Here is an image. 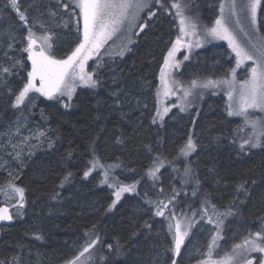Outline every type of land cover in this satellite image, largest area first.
Returning <instances> with one entry per match:
<instances>
[{"label": "trees", "instance_id": "obj_1", "mask_svg": "<svg viewBox=\"0 0 264 264\" xmlns=\"http://www.w3.org/2000/svg\"><path fill=\"white\" fill-rule=\"evenodd\" d=\"M149 1V5H169L175 0ZM218 1L181 3L187 5L184 12L189 17L201 20L206 16L212 20ZM18 3L28 24L36 20L44 23L43 29L39 25L32 28L36 35H54L57 59L66 58L79 44L77 16L70 17L62 5L58 17L48 16L55 8V0ZM260 7L258 32L264 38V0ZM5 30L16 35L9 55L22 58L24 64L19 75L7 77L8 87L18 92L29 64L26 53L20 52L24 47L21 39L28 28L8 0H0V32ZM176 32V20L170 11L147 8L124 55L106 59L94 75L99 86L77 89L67 102L68 108L36 94L26 100L20 111L11 106L14 96L0 85V137H17L10 134L13 123L18 131L24 122L25 127L37 128L33 134L20 136L25 145L16 162L7 152L8 143L0 140V165L9 167L0 166V188L12 183L24 189L23 208L18 204L17 209L10 210L13 221L1 231L0 262L11 264L17 258L19 264H65L77 255L79 244L82 249L97 240L89 250L88 264H171L173 258L178 264H196L208 259V244L217 232L215 225L208 223L210 215L217 219L211 207L207 214L202 211L206 197L217 212L231 207L235 213L223 218L211 259L217 257L220 246L221 254L230 253L233 245L264 231V147L240 152L238 134L236 144L232 143L235 130L242 124L239 118L225 114L222 96L208 94L189 112L173 110L161 121L152 122L158 73ZM7 42L6 38L0 41V49H6ZM218 45L223 52L228 51L223 42ZM215 60L209 59L203 65L195 58L191 63L199 74L207 67L217 70L229 66L228 59L219 65ZM3 63L7 65L8 61L4 59ZM113 92H119V104ZM40 129L45 135L37 140L35 135ZM190 133H194L196 150L188 157L180 156L179 150ZM157 158L163 166L155 177L147 175L154 161L159 163ZM94 160H98L95 166ZM186 166L200 181L197 196L192 195L195 179L181 184ZM11 171L17 175L12 177ZM244 182L248 185L247 195L236 191ZM131 185H135V190L123 192L116 200L114 193L121 186ZM173 195L175 199L169 203ZM19 199L11 192L0 194V205L17 204ZM113 200L116 204L109 209ZM161 201L168 206L163 207ZM158 207L166 209L163 216L155 214ZM194 213V226L181 245V253L173 257L165 251L172 246L174 236V227L172 233L168 232L169 218L177 214L191 219ZM199 217L202 220L197 225ZM203 238L208 241L206 248L195 250Z\"/></svg>", "mask_w": 264, "mask_h": 264}, {"label": "snow or ice", "instance_id": "obj_2", "mask_svg": "<svg viewBox=\"0 0 264 264\" xmlns=\"http://www.w3.org/2000/svg\"><path fill=\"white\" fill-rule=\"evenodd\" d=\"M157 3L160 0H156ZM9 5L12 9L16 10L19 20L24 22V26L28 28L27 35L21 39V43L24 40L27 41L26 46L20 49L21 53L27 54V59L31 62V70L27 72V79L23 83V86L18 92L14 91L11 87H8L7 77L13 75H19V69L24 67L23 60L16 59L14 56L9 55V50L14 49L16 44V35L10 30H5L0 32V41L7 39V48L0 49V85L7 88L9 96H14L11 101V106L17 108L22 106L27 99L30 98V93H39L41 96L47 97L49 100H56L63 104L65 108L70 106L69 103L65 102L64 98L67 97L68 101L72 100V94L76 89V83L79 81L80 84L85 85L89 88H96L99 86V81L94 78L93 73L86 72L84 65L93 53H99L100 49L104 47L105 42L123 26L128 25L130 27L135 26V22L141 11L148 7L146 0H55V8L48 12L50 18H56L60 14L59 9L61 5L63 10L68 12L69 16H77V24L79 20L83 21V39L76 46V48L67 55L64 59H57L54 51L53 44L55 42V37L51 33H46L43 36L37 37L32 31V28L39 25L40 28H44L45 25L42 21L36 20L33 24H28V17L24 12L20 11V5L18 0H8ZM261 4V0H246L241 7V11L250 13L251 23L255 24L257 8ZM187 5L181 3V0H175L172 7L177 10V16L180 17V32L182 36H190L195 34L197 24L190 18L183 15V9ZM221 13L223 14L225 8L230 9L229 15L227 17H219L215 21V26L206 30V35L213 39L227 40L228 45L232 52L235 53L236 66L239 67L245 61H252L253 66L250 69V75L246 80L239 82V86H236L235 74L236 68L231 69V80H212L208 79L206 81L193 80L188 87L180 86V90L183 92V98L187 99L193 94L195 89H208L215 88L220 84L228 85L231 89L228 91L227 95L229 98V103L227 107L228 116H238L243 118V124L239 126L234 133L233 144H236V135L243 132L246 128L251 130L247 132V138L241 137L238 144L240 152H245V149L250 151L251 149L264 147V118H251L250 110H259L264 112V44H251L250 48L242 45L237 37L234 35L233 31L230 30L229 24L232 17L237 15V5L235 0H232L231 5H225L221 3ZM79 9L77 13L75 10ZM44 14L41 13V16ZM237 25L241 23L239 19L235 21ZM66 26V25H65ZM143 28V25H140ZM79 31V28L77 29ZM243 31V29H241ZM40 41L39 50H36L37 42ZM183 46V41L181 36H178L172 47L169 49L167 55L164 58V66L161 69V82L164 88V94L175 95L173 85L177 82L173 81L171 84L166 78V69L170 67V60L175 56L178 48ZM199 47V41L196 44ZM191 47V45H187ZM126 48V46H125ZM119 55H124V50H121ZM6 59L8 64L5 65L3 60ZM99 59V57H98ZM185 60L189 57L185 56ZM103 66V65H101ZM173 67H179L178 63L171 65ZM37 78L39 84L37 86ZM115 80V78H113ZM160 92H157L159 97ZM112 96L116 98V103L119 104V92H113ZM181 111H185V108L181 106ZM169 109L165 107L163 112L160 111L159 106L157 107V112L153 117V123L157 122V119L162 120L164 114H167ZM43 132H39L36 135V139L39 140L40 137L44 136ZM194 133H190L186 143L180 148L179 155L188 157L192 152L196 150L197 145L193 141ZM27 139V138H25ZM53 145L49 142V147ZM94 151V149H93ZM20 154L17 153L16 158L19 159ZM159 160V158H157ZM94 166L98 164V160L93 161ZM163 166V161L159 160V163L154 161V167L148 170L147 175L155 177L156 173L159 172L160 168ZM176 170L175 168L173 169ZM91 171V169H89ZM89 172L86 171L84 176L87 177ZM71 176V173H69ZM68 176L65 177V180ZM195 177L192 175V170L190 167H185L183 170L181 184L190 183ZM255 184V181H253ZM195 187L193 188L192 195H199L200 181L195 179ZM247 182L241 183L236 187L238 193H244L247 195ZM135 190V185L131 186H121L114 195L116 200H119L123 192H132ZM9 192L19 196V207L23 208V198L24 189L17 187L15 184L9 183L6 188H0V194L7 195ZM163 192V190H161ZM175 193V189H173ZM175 199L173 195L169 203ZM116 200H113L112 206L116 204ZM163 207H167L163 201L160 202ZM203 214L208 213V208L211 207L213 214L217 217L213 220L210 215L208 218V223L214 224L217 232L213 233L212 240L208 244V259L200 262V264H234L235 257L228 255L227 253L220 260H212L211 256L213 250L216 248L218 241V233L221 224H223V218L230 215H235L232 208L229 207L225 212H217L215 205H210L207 197L202 201ZM163 207H159L155 213L157 216H163ZM196 213L193 214V218L188 219V223L183 227L182 230V218H178L173 214L169 218L168 232H173V227L175 229L173 236L172 246L165 249L166 252H171L173 257L181 253V245L184 244L185 237L189 235V229L194 226V217ZM12 216L8 215L7 208H0V220H11ZM176 220L175 225L171 223V220ZM42 237L37 236V239ZM97 244V240H92L83 247L82 251L77 254V256L65 262V264H81V257L85 253H89L90 249ZM112 248V245L108 246ZM241 251L252 252L259 251L264 252V231H258L253 234L252 238H246L242 243L233 245V252L239 253ZM0 264H9L8 261H2ZM11 264H19L17 258H13ZM171 264H178L175 258L172 259ZM248 264H252V261H248ZM264 264V262H262Z\"/></svg>", "mask_w": 264, "mask_h": 264}, {"label": "rangeland", "instance_id": "obj_3", "mask_svg": "<svg viewBox=\"0 0 264 264\" xmlns=\"http://www.w3.org/2000/svg\"><path fill=\"white\" fill-rule=\"evenodd\" d=\"M146 2L148 4L147 8L152 6L154 8V10H155V8H162L166 11L171 12V14L174 17V20H176V30H177L173 43L175 42V40L178 36H181L182 41H183V46H180L178 48L177 52L175 53V56L169 62L170 67L168 69H166V73H167L166 78L168 79L169 83L171 84L173 81L177 82V84L173 85L175 95H172V94L165 95L164 94V88H163V84L161 82V69L164 66V60H163V63L161 65V68H160V71H159L158 77H157L158 85H157V90L155 93V109H156L155 114L157 112L158 106H159V109L161 112H163V109L165 107H167L169 109L167 114H164V116H167L173 110H177L178 112L181 111L180 110L181 106H183L185 108V111L189 112V110H191L192 107H195L198 104H201L206 99L204 97L209 94L211 97H213V96L214 97H216V96H222L223 97L224 103L226 106V109H224V111H225V114L227 115V107H228V103H229V98H228L227 93H228V91L231 90L228 87V85L220 84L215 88L195 89V90H193V94L191 96H189L187 99L183 98V92L180 90V86L186 88L191 84V82L193 80H197V81H206L208 79L217 80V81H222L225 79L231 80L232 79L231 69H233V68H236L235 81H236L237 87L239 86V82L246 80L249 77L250 69L253 66L252 61H245L243 64H241L239 67H237L236 66L235 53H233L231 48L229 47L228 41L227 40H221V39H213L210 36L206 35V30L215 26V21L217 18L222 17V16L227 17L229 15L230 9L228 7L225 8V11L223 14L221 13V7H220L221 3L223 2L225 5H231L232 0H219L218 4L215 3L216 5H218V8H217V10L213 11V19L212 20H207L206 16L201 20H198L197 18L190 17L197 24L195 34L190 35V36H182L181 35L180 17L177 16V10L172 7V4L175 1H173V3H170L169 5H156V4L149 5L150 1L146 0ZM245 2H246V0H235V3L237 5V9H236L237 15L232 17L231 22L229 24V27H230V30L233 31L234 35L237 37V40L242 45L250 48L251 44H257L258 46L260 44H264V38L261 36V34H259L258 24H257V18H258V16H260L262 9L259 5L257 8L256 22H255V24H252L250 13L241 11L240 6ZM147 8H145L143 11H141L139 13L134 27H130L128 25L123 26L120 30H118L116 33H114L105 42L104 47H102L100 49L99 53H93V55L89 57V59L86 61L85 65H84V69L86 72H91V73H93V75H95L97 73V71L99 69H101L100 68L101 64L106 59H109L110 57L112 58V57L118 56L121 50H124L126 52V50H127L126 48L129 44L130 40L132 39V35L135 32V29L140 24L142 15L146 11ZM75 11L78 13L79 9H76ZM183 15L185 17H189L184 12V9H183ZM77 19H78V17H77ZM237 19H239L241 21V23L239 25H237L235 23V21ZM77 27L79 28V32L81 34V40H82L83 39V21H82V19L79 20V24H77ZM241 29H243V31H241ZM43 35H45V33L41 34V35H36V36L40 37ZM198 41H199V47L196 46ZM219 42H223V44L225 45V47L228 50L227 52H223V50L219 48V45H218ZM26 43H27V41L24 40V47L26 46ZM172 44H171L170 48L172 47ZM189 44L191 45L190 48L187 47V45H189ZM125 46H126V48H125ZM35 47H36V50L38 51L39 47H40V41L37 42V45ZM168 51H167V53H168ZM167 53H166V55H167ZM228 54L230 56L229 58H228ZM185 56H188L189 59L185 60L184 59ZM98 57H99V59H98ZM195 58L199 59L200 63L203 65L206 64L209 59H215L216 58V60H215L216 65H219L221 61L224 62V60L228 59L227 64L229 66L226 65V67H221V68H218L217 70H213V69L211 70L209 67H207L205 72L199 74L198 72H195L193 70L194 67L192 66V63H191ZM175 63H178L179 67L171 66ZM190 67H191V70H189ZM30 70H31V62L29 61V64H28L25 72H28ZM26 79H27V73H26ZM36 83L38 86V84H39L38 78H37ZM22 86H23V84H22ZM81 87H87V86L82 85L79 83V81H77L76 89L73 92L72 96L74 95V93H76L77 89H79ZM158 91L160 92L159 97L157 96ZM36 94L40 95L39 93L33 92V93H30L29 96H36ZM64 100H65V102H68L67 97H65ZM18 108L21 111L22 106H20ZM250 111H251V118L252 119L264 118V112H260L258 109L257 110H250ZM194 115H196V114H194ZM228 117L239 118L241 121V124H243V118L242 117H238V116H228ZM25 120H26V123L29 122V119L25 118ZM157 121H161V120L157 119ZM18 122L19 121H17V123ZM24 124H25V122L23 124H21V126H20L21 130H19V131L16 130L15 124L14 123L12 124V131L10 134L17 135L16 138H13L12 135L6 136L5 137L6 139L0 137L1 141H3L4 143L5 142L8 143L7 152L11 154V156H12L11 159H13L14 162H16V160H17L16 159L17 153L21 154L20 151L23 150V146L25 145L23 140H19L20 136H23V134H25L26 136L28 134H31V133L33 134L34 131H32V130L37 129L35 125H30L28 127H25L26 124L25 125ZM250 130H251L250 128H246L243 132L238 134V137H240V139H241V137L247 138V132ZM39 132H43V131L40 129ZM240 139H239V142H240ZM13 141H15V142H13ZM17 146H18V148H17ZM0 166L2 168H9V167H7L6 164L0 165ZM10 175L12 177H15L17 175L16 171H11ZM104 181H106L105 178H104ZM7 185L8 184H5L2 188H6ZM118 185L119 184H117V186ZM114 187H116V186H114ZM146 190L147 189H144V192ZM14 196L16 199L19 197V196H16L15 194H14ZM17 205H18V203L17 204H11L10 206H6V207H7L8 211L10 212V210L14 209V207L17 209ZM164 210H166V209L163 208V211ZM10 214L12 216L11 212H10ZM175 216L178 218H182V230H183V227L188 223L189 218L186 215H177L176 214ZM198 220H202V217H199L197 219V225L201 223V222L198 223ZM12 221H13V218H12ZM172 221H173V226H174L176 223V220L173 219ZM174 231H175V229H174ZM230 235H232V233H230ZM207 242H208L207 238H203V240L200 242L198 248H195L196 246L195 247L193 246V248L191 249L192 253H194V250H193L194 248H195V250H199V249L204 250L208 244ZM240 243L241 242H238V244H240ZM79 248H81L80 244L76 247V251L79 250L78 253L81 252L83 249V248L82 249H79ZM222 251H223V247L220 246L217 250V253H216L217 257H215L212 260H220L221 258H223L226 253L221 254ZM227 254L235 257L234 264H248L249 260L252 261V264H262V262H264V252L241 251L239 253H234L233 249H232L231 252L230 253L227 252ZM88 261H89L88 260V253H85V255L83 257H81V264H88ZM201 261H203V260L202 259L198 260V262L196 264H200Z\"/></svg>", "mask_w": 264, "mask_h": 264}, {"label": "water", "instance_id": "obj_4", "mask_svg": "<svg viewBox=\"0 0 264 264\" xmlns=\"http://www.w3.org/2000/svg\"><path fill=\"white\" fill-rule=\"evenodd\" d=\"M0 208H7L5 205H0ZM8 215L11 216L10 212L8 211ZM12 223V219L11 220H0V239H1V231H2V227H7Z\"/></svg>", "mask_w": 264, "mask_h": 264}]
</instances>
